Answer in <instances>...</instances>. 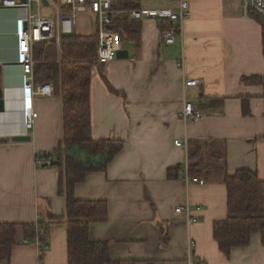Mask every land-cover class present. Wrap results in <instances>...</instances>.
<instances>
[{
    "label": "crops",
    "instance_id": "1",
    "mask_svg": "<svg viewBox=\"0 0 264 264\" xmlns=\"http://www.w3.org/2000/svg\"><path fill=\"white\" fill-rule=\"evenodd\" d=\"M44 3V14L55 16ZM20 16V8L0 7V88L6 101L0 113V223L28 224L47 220L50 211L60 217L65 213L66 196L58 191L59 169L37 166L35 161L38 152L57 159L55 151L65 135L64 103L54 94L37 95L39 117L34 128L26 130L23 70L15 39ZM76 29L79 35L97 34V16L81 13ZM159 31L158 21H141L139 44L127 37L122 40L127 57L92 69V136L122 140L124 147L105 171L88 173L75 187L76 198L105 200L109 205L107 221L91 223L90 238L109 242V256L115 261L264 264L259 233L229 256L220 250L213 230L216 221L227 217V189L222 171L207 175V167L226 155L229 174L246 168L264 181L262 24L243 14L241 0H191L183 33L175 43L166 44ZM187 78L202 84L185 87ZM187 99L204 115L184 119ZM198 141L208 142L196 157L207 169L197 176L203 182L182 175L185 166L189 170V151ZM176 167L182 169L179 176L169 178L168 170ZM180 205L190 207L195 221L175 212ZM19 236L22 239V230ZM22 240L5 264H68L64 219L51 222L45 242L38 236L36 241ZM37 240L48 249L42 251Z\"/></svg>",
    "mask_w": 264,
    "mask_h": 264
},
{
    "label": "trees",
    "instance_id": "2",
    "mask_svg": "<svg viewBox=\"0 0 264 264\" xmlns=\"http://www.w3.org/2000/svg\"><path fill=\"white\" fill-rule=\"evenodd\" d=\"M142 1L114 0V8H140L143 6ZM252 17L262 24L264 41V17ZM109 27L119 31L121 40L127 37L139 44L140 21L119 13ZM97 42L98 33L88 36L75 33L63 36L60 45L55 41H47L35 44L33 48L35 83H51L54 95L62 97L64 103V140L55 151L56 160L52 154L47 156L51 157L50 165L59 169L58 191L66 196V209L62 217L50 211L47 220L39 218L37 223H0V264L11 261L13 249L22 239L36 241L38 236L45 242L51 222L60 219H64L67 224L68 264H136L134 260H111L109 242L90 238L91 223L108 219L107 201L80 200L75 196L76 185L83 182L90 172L105 171L124 147L122 140H98L92 136V69L102 65L96 62ZM2 72L0 65V86ZM245 81L253 82L256 79L245 78ZM195 143L196 147L189 151L190 175L197 177L208 168L213 175L222 171V181L227 189V217L216 221L213 230L220 250L229 256L233 248L249 245L254 233L261 235L264 244V181L257 172L246 168L229 174L226 170V155L219 156L220 165L214 161V165L206 169L196 157L201 153V146L208 142ZM181 170L180 167L169 169L168 177H178ZM19 230H22V239Z\"/></svg>",
    "mask_w": 264,
    "mask_h": 264
},
{
    "label": "built area",
    "instance_id": "3",
    "mask_svg": "<svg viewBox=\"0 0 264 264\" xmlns=\"http://www.w3.org/2000/svg\"><path fill=\"white\" fill-rule=\"evenodd\" d=\"M172 6L126 8L117 10L114 8V0H47L48 6L55 11V16L46 15L43 12L44 0H0V7L20 8L22 16L17 19L15 39L17 61L22 66L23 89V120L26 130L34 128L39 112L35 108L34 98L37 95H53L54 87L51 83L36 84L34 74L35 44L47 41H55L60 45L61 38L65 35L75 34L79 15L92 12L97 16V57L98 64H107L117 57L119 50L123 48L119 31L111 29L115 16L119 13L128 15L131 19L144 21L154 19L159 22L160 35L166 44L175 43L177 35L183 33V22L190 13L191 0H170ZM36 6V9H34ZM242 12L245 16L258 15L264 17V0H241ZM163 21V22H161ZM183 66V61L179 63ZM202 82L196 78H187L185 87H197ZM201 111L191 100H186L182 109L184 119H195L203 116ZM176 145H183L176 141ZM37 166L49 165L51 157L38 152L35 156ZM182 175L192 181L203 182L198 177L189 174L188 165L183 169ZM177 213H186L190 220V207L180 205L175 209ZM37 244L42 251L48 249V245ZM194 244H191V248ZM200 264L199 260L191 261Z\"/></svg>",
    "mask_w": 264,
    "mask_h": 264
},
{
    "label": "water",
    "instance_id": "4",
    "mask_svg": "<svg viewBox=\"0 0 264 264\" xmlns=\"http://www.w3.org/2000/svg\"><path fill=\"white\" fill-rule=\"evenodd\" d=\"M23 3H26L27 0H21ZM44 2H47V0H44ZM129 55V52L127 49L122 48L121 50L118 51L117 57L118 58H125ZM6 109V101L4 97L0 96V113L4 112ZM14 139L16 140H27L29 139V136H15Z\"/></svg>",
    "mask_w": 264,
    "mask_h": 264
},
{
    "label": "rangeland",
    "instance_id": "5",
    "mask_svg": "<svg viewBox=\"0 0 264 264\" xmlns=\"http://www.w3.org/2000/svg\"><path fill=\"white\" fill-rule=\"evenodd\" d=\"M144 6L146 7H163V6H172L170 2H165V1H158V0H147V2H144ZM34 9H36V6H34ZM82 24H86V22H81ZM79 30L76 29L75 33H77ZM61 42V41H60ZM208 176H213V174L210 171H207Z\"/></svg>",
    "mask_w": 264,
    "mask_h": 264
}]
</instances>
